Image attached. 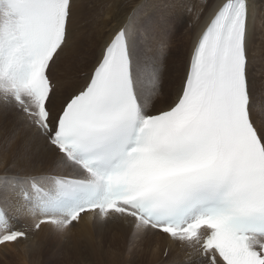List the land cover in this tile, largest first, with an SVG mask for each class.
<instances>
[{"label": "snow or ice", "instance_id": "6c2138e0", "mask_svg": "<svg viewBox=\"0 0 264 264\" xmlns=\"http://www.w3.org/2000/svg\"><path fill=\"white\" fill-rule=\"evenodd\" d=\"M259 4L145 0L108 24L79 74L78 0H0V247L45 228L119 229L128 256L147 247L167 257L157 264H176V246L183 264H264V87L249 49ZM178 9L204 24L165 91Z\"/></svg>", "mask_w": 264, "mask_h": 264}, {"label": "rangeland", "instance_id": "374dc122", "mask_svg": "<svg viewBox=\"0 0 264 264\" xmlns=\"http://www.w3.org/2000/svg\"><path fill=\"white\" fill-rule=\"evenodd\" d=\"M83 1L87 2V0H81V3H83ZM94 2L95 1L93 0V2H90L89 5L94 4ZM111 2H112V5L110 6L111 10L110 9L109 10L114 12V16H117V18H115L112 15L110 17L109 23L122 20L127 15V13L131 10L132 7H135L136 5L144 3L145 0H111ZM151 2L157 3L158 0H151ZM215 2H216V0H208L209 6H211ZM187 3L190 5H198L200 3V0H187ZM82 5L84 6V4H82ZM205 12H207V10ZM186 14L190 15V16H187L190 18L188 20L189 24H187V25H186V19H185ZM94 21H95V19H94ZM173 23H174V28H173V32L170 36V47L168 49L167 65H168V67L171 66V63H172V65H175L173 67L176 68L175 69L176 72L178 71L177 65H179V68L182 66L181 67L182 69L179 73H183L184 67L187 63V57H186L187 54L184 53V50L188 49V47L191 43V36L195 32V30H196L195 27L198 26L199 23H196L195 18H194V14H189V13L185 12L183 9L177 10L176 18L174 19ZM96 25H97V22H96ZM260 26H261V23L257 20L255 27L253 29V34L257 32V30L260 28ZM90 28H91L90 25L86 28V31H89L90 35L91 34L94 35L98 32V30H97V32L91 33ZM85 35L87 37L89 36L86 32H85ZM106 37H107V32H106V36L104 38H106ZM250 40H251L250 47H249L250 56H251L250 59L252 58L251 61H253L251 63V75H252L251 77L253 79V82L256 81L254 83V87H255L256 91L259 92V90L262 87H264V68H263V66H264V51H263L264 50V43H262L260 45V47L257 48L256 44H258L259 41L254 42L252 37ZM192 41H193V37H192ZM181 49H184V50H181ZM256 49H257V52H256ZM178 53H179L180 57H179ZM182 58L183 59L185 58L184 62H183ZM182 63H183V65H182ZM79 73H84V72H79ZM165 77H166V79L164 78L165 79L164 80V88L167 86L169 78L171 79V76L168 74H166ZM2 137H3V132L0 131V140H2ZM16 147L17 146L14 145L10 149V154H11V152L16 151ZM49 162L51 163V161H49ZM50 163H48V165H46V166H50ZM0 171H2V168H0ZM74 231L77 233V234L75 233L77 235V237H73L72 235H69L67 238H64L65 240H63L62 238L58 237L50 228H48V229L45 228L43 231H40V233L38 232V234L33 238V240H35L33 247H30V246L28 247V245H26V247H28L27 249L31 251L30 253H28L29 256H28V259L26 262L24 261L25 259L19 257L17 252L8 248V249L2 250L0 252V264H85L84 259H82L83 258L82 255L79 253L80 250H78V247L72 246L73 244L74 245L76 243L78 244L79 239H81L80 238L81 236L79 235L80 229H76ZM106 238H107V240H106L105 245H104L105 242L103 243L101 241L102 244L98 242L97 236L94 239L95 240L94 243H97V244L99 243L101 246V247H99L101 249V251L99 250L100 252L98 253V252H96V250H97L96 249L94 251V254L97 253L96 256L92 255L93 256L92 259H94L92 261H94V264H105L104 259L106 257H108V258L112 257L111 259L113 261L118 260V261H120L121 264H128L129 261H131L132 263H135V264H157L159 259H167V257H162V256L160 257L159 254L153 255L154 254L153 251L147 247L144 250L136 253L134 256H128L126 254V251H125L126 250V244H127V237H126L125 243L121 240L117 241L116 237H113V236H111V237L106 236ZM163 238L164 237H162L160 239V246L162 247L161 252L164 249V242L162 243V241H161ZM113 240L115 242H113ZM81 241H84V238H82ZM111 241L113 244H111ZM82 247H84V246H82ZM111 248H112V250H111ZM115 248L119 253L117 251H115ZM177 249H178V246H176L172 249V251H171V258L173 257L172 259L176 258V256H177V254H178ZM179 249L181 250V248H179ZM183 256H185V258L187 257V255H183V254L182 255L179 254L178 257H180V259L183 261L185 259V258H183ZM81 261H82V263H81Z\"/></svg>", "mask_w": 264, "mask_h": 264}, {"label": "bare ground", "instance_id": "6f19581e", "mask_svg": "<svg viewBox=\"0 0 264 264\" xmlns=\"http://www.w3.org/2000/svg\"><path fill=\"white\" fill-rule=\"evenodd\" d=\"M94 1H95L94 4L89 5V3L90 2H93V0H87V2L83 1V3H81V0H78V8L76 10V24H75V36H74L75 39H74V45H75L77 51H79L82 54V57H83L81 63L79 64L78 72H84V73H86L87 71L90 70L91 65H92V62H93L96 54L102 48V46H103V44H104V42H105V40L107 38V37L106 38H104V37L106 36V32L105 31H106L107 26L109 24L110 17L112 15L114 16V12L110 11L111 9H110V7H108L107 10H108L109 19H101L99 17V13H100V11L102 9H105L107 6H111L112 5L111 0H97V1L94 0ZM82 4H84V6ZM256 7H257V9L260 8L259 0H256ZM187 16H190V15H187V14L185 15V17H186L185 18L186 19V25L189 24L188 20L190 19ZM206 16H207V12H205V17ZM258 16H259V12H258ZM114 17L117 18V16H114ZM94 19H95V21H94ZM257 20L261 23V26L257 30V32L252 35V38H253V41L254 42L259 41V43L256 44L257 45V48H259L260 45L262 43H264V23H262L259 19H257ZM96 22H97V25H96ZM203 24H204V19H201V21L199 22L198 26L195 27V29H196L195 32L191 36V43H190L188 49L187 50L181 49V50H184V53L187 54L186 55L187 61H188V58H189V54H190L191 48H192V46H193V44L195 42V39H196L199 31L202 30ZM89 25L91 26V28H90L91 29V33H95V32H97V30H98V32L96 34H94V35H92V34L90 35V32L89 31H86V28ZM85 32L89 35L88 37L85 35ZM192 37H193V41H192ZM250 42H251V40H250ZM249 47H250V44H249ZM256 52H257V49H256ZM178 55H179V53H178ZM179 57H180V55H179ZM185 58L184 59L182 58L183 59V62H184ZM182 65H183V63H182ZM173 66H175V65H172V63H171V66L168 67L169 71L166 72V74H168V75L171 76V79L169 78L168 83H167V86L165 87V91L174 90L175 87L178 86L179 76L182 75V73H179L181 71V69H182L181 68L182 66L179 68V65H177V69H178L177 72L175 71L176 68L173 67ZM263 68H264V66H263ZM79 74H83V73H79ZM166 74H165V76H166ZM165 79H166V77H165ZM48 163H50V162H48ZM77 229H80L79 235L81 236L80 237L81 239L84 238V241H81V239H79L78 244L76 243L75 245L73 244L72 246L73 247H76V246L78 247V250H80L79 253L82 255V257H83L82 259H84L85 264H94V261H92V260H94V259H92L93 258L92 255H95L96 256L97 253L94 254V251L96 249L98 250V251L96 250V252H98V253L101 251V249L99 248V247H101L99 243L102 244V242L103 243L105 242L104 243V245H105L106 244V240H107L106 236H108V237H111V236L116 237V240L117 241L118 240L119 241L121 240L124 243H125V240H126V237H127L126 232L124 230H119V229H108V230H105V231L99 232V233L95 232L94 230H92L90 228L78 227ZM75 233L76 232L73 231L70 235H72L73 237H77V235H76L77 233L76 234ZM37 234L38 233H36L34 235V237ZM96 236L98 238V242H99L98 244L97 243H94L95 242L94 239H95ZM161 238L162 237H160V239ZM164 239L166 240L165 237H164ZM63 240H65V239H63ZM113 242H115V241L113 240ZM34 243H35V240H33V242H30L28 244V247L29 246L30 247H33ZM162 243H163V241H162ZM111 244H113L112 241H111ZM82 246H84V247H82ZM28 247L22 245V246H20L18 248H12V247H9V248L12 249V250H14L15 252H17V254L19 255V257L25 259L24 261L26 262L27 259H28V256H29L28 253L31 252L30 250L27 249ZM179 248L180 247H178V249H177L178 254H177L176 258H174L173 260L176 261V264H183V262L187 259V257L185 258V256H183V258H185L183 261L180 259V257H178L179 254L186 255L185 251L182 250V249L180 250ZM5 249H8V248L0 247V252L2 250H5ZM111 250H112V248H111ZM161 250H162V247L160 246V251ZM115 251H117L116 248H115ZM160 257H161V255H160ZM111 258L106 257L104 259L105 264H121L120 261H118V260L117 261H113ZM81 263H82V261H81ZM132 264H135V263H132Z\"/></svg>", "mask_w": 264, "mask_h": 264}]
</instances>
